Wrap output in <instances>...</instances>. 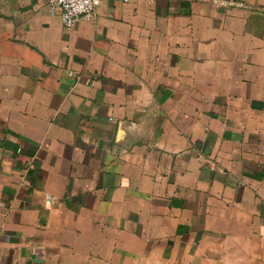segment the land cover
<instances>
[{
	"label": "crops",
	"instance_id": "1",
	"mask_svg": "<svg viewBox=\"0 0 264 264\" xmlns=\"http://www.w3.org/2000/svg\"><path fill=\"white\" fill-rule=\"evenodd\" d=\"M49 1L0 0V264H264V0Z\"/></svg>",
	"mask_w": 264,
	"mask_h": 264
},
{
	"label": "built area",
	"instance_id": "2",
	"mask_svg": "<svg viewBox=\"0 0 264 264\" xmlns=\"http://www.w3.org/2000/svg\"><path fill=\"white\" fill-rule=\"evenodd\" d=\"M105 0H50L48 11L55 15L60 11V20L66 29L73 28L81 20H89L94 15L96 8ZM54 198L46 195L45 203L51 204Z\"/></svg>",
	"mask_w": 264,
	"mask_h": 264
}]
</instances>
